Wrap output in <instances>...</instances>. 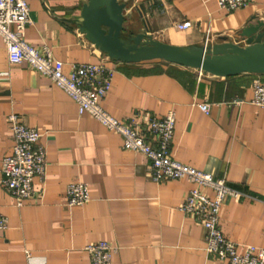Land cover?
<instances>
[{"label":"crops","instance_id":"obj_1","mask_svg":"<svg viewBox=\"0 0 264 264\" xmlns=\"http://www.w3.org/2000/svg\"><path fill=\"white\" fill-rule=\"evenodd\" d=\"M87 1L27 0L33 22L26 40L49 47L66 74L73 63L104 61L114 68L102 104L118 119H135L151 142L149 119L173 110L172 156L243 193L224 200V236L239 253L264 247V106L252 102L254 83L264 82V74L216 76L165 60H114L80 30ZM125 14L126 25L135 31L146 26L167 43L203 44L211 33L212 43L227 36L245 44L238 33L264 14V0L233 11L216 0H132ZM180 23L189 28L178 29ZM11 113L41 131L47 165L44 178L35 180L36 195L21 203L4 189L0 170V214L8 218L0 230V264H90L85 247L101 240L114 247L111 264H226L207 253L202 224L180 210L194 183L154 179L150 160L125 149L122 137L90 114H80L66 91L26 62L10 63L0 35V166L14 144ZM73 182L87 183V203L68 206Z\"/></svg>","mask_w":264,"mask_h":264},{"label":"built area","instance_id":"obj_2","mask_svg":"<svg viewBox=\"0 0 264 264\" xmlns=\"http://www.w3.org/2000/svg\"><path fill=\"white\" fill-rule=\"evenodd\" d=\"M218 5L233 11L252 0H216ZM33 22L27 0H0V35L2 36L10 63L26 62L36 71L51 79L66 91L77 103L80 114L88 113L109 131L123 139V147L144 154L151 163L152 176L156 180L188 178L194 187L185 196L180 210L193 215L204 228L206 251L226 264H264V247H247L239 253L236 243L226 238L221 229V208L226 197L239 198L243 193L230 187L224 178L176 160L170 151L174 136L176 116L170 110L162 118L152 117L148 121V133L155 139L149 141L142 126L135 119H118L110 114L102 101L109 93L115 69L104 61L99 63H73L69 74L64 73V64L56 59L52 50L41 49L30 44L26 38V27ZM186 30L188 23L178 24ZM212 34L207 33L204 45L212 43ZM252 102L264 106V82L254 83ZM209 113L210 104L202 105ZM14 137L11 152L1 162L4 189L16 197L19 203L36 195V178L43 179L46 172V148L41 143V131L24 124L15 113L8 115ZM207 190H211L208 193ZM68 206L83 205L90 200L89 186L84 182H73L67 187ZM8 227V218L0 214V230ZM85 249L90 254V264H111L114 247L108 241L89 243ZM28 261L32 256L27 254Z\"/></svg>","mask_w":264,"mask_h":264},{"label":"water","instance_id":"obj_3","mask_svg":"<svg viewBox=\"0 0 264 264\" xmlns=\"http://www.w3.org/2000/svg\"><path fill=\"white\" fill-rule=\"evenodd\" d=\"M132 0H88L78 25L86 38L117 61L165 60L216 76L264 74V14L254 15L239 31L245 44L227 36L222 42L176 45L156 39L145 26L126 25L125 11ZM143 10V6L140 7Z\"/></svg>","mask_w":264,"mask_h":264}]
</instances>
